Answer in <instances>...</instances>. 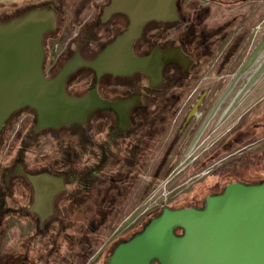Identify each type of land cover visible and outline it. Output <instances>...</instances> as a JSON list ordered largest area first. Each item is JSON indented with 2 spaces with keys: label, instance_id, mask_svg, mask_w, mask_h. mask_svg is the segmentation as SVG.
<instances>
[{
  "label": "flooded vegetation",
  "instance_id": "obj_1",
  "mask_svg": "<svg viewBox=\"0 0 264 264\" xmlns=\"http://www.w3.org/2000/svg\"><path fill=\"white\" fill-rule=\"evenodd\" d=\"M231 1L230 7L245 4V0ZM190 2H179L177 21H154L145 26L133 44L132 52L135 58L152 59L154 64L148 73L137 72L130 76L100 75L87 65L77 67L75 64L96 61L106 48L125 34L128 27L125 16L105 19V9L111 0L95 5L87 16H83L86 1H82L81 6L76 7L78 28L71 25L78 30L64 47H59L58 43L54 47V41L64 35L70 22L66 11L58 9L57 12L52 5L32 10H53L57 14L55 29L43 37L42 73L45 80L62 82L68 98L101 100L108 105L92 109L82 122L53 127L41 125L36 111L25 108L14 113L5 124L0 134V264H89L99 251L98 248L94 252V247H102L109 238L104 235L109 217L126 214L125 200H129L133 190L138 188L137 195H140V180L147 168L156 174L157 168L178 166V160L172 162L170 159L175 146L178 152L186 150L197 129L196 143L201 138L205 145L222 129L225 124L222 119L212 127L211 123L242 75L251 69L253 63L246 68L248 63L256 59L251 56L238 71L237 62L233 63L239 50L235 41H231L229 53L226 51L218 56L217 41L227 38L230 34L227 29L236 18L221 23L219 28L216 27L218 29H208L202 10H195ZM63 14L65 18L61 17ZM57 17H61L60 20ZM236 38L235 35L233 39ZM262 45L263 41L255 51H260ZM262 52L264 48L258 56ZM228 57L233 59L229 65ZM230 71L234 74L233 82L220 94L222 82L231 75L227 73ZM253 78L247 79L234 96L231 110L251 92ZM263 104L264 98L257 106ZM195 118L196 121H192ZM19 119L22 123L29 121L30 129L26 126L24 133H18L22 147L6 156L5 149L7 147L8 151L11 147L9 140ZM251 120L256 121L252 123ZM208 128L211 132L206 139ZM41 140L51 142V150L47 155H41L44 152L41 149V165H30L27 161L29 148L39 147ZM218 144L217 148H223L225 154L239 152L228 159V166L230 160L239 158L240 163L246 162L244 168H249L248 174L251 168H256L255 176L251 177L262 180L254 184L264 182V115L240 117ZM158 151L162 152L160 160ZM217 151L215 149L214 155L209 156L211 160ZM214 162L205 165L203 170ZM223 167L227 168L220 165L209 176L227 178L230 170L222 172L220 168ZM169 173L166 171L165 176ZM233 183L254 185L243 181ZM225 188L211 196L220 195ZM129 190L131 192L127 194L125 191ZM17 191H22V197L15 201ZM116 197L119 202L115 201ZM205 201L201 206L190 208L201 209ZM170 205L163 208L179 209ZM4 216H12L27 231L23 230L18 239L11 236L14 246H10L11 240L7 239L12 226ZM82 216L87 218L89 228L86 223L79 224L78 219ZM62 236L65 239L62 240ZM130 239L120 241L117 246ZM103 255L104 252L99 260ZM104 258L106 264L109 255Z\"/></svg>",
  "mask_w": 264,
  "mask_h": 264
},
{
  "label": "water",
  "instance_id": "obj_2",
  "mask_svg": "<svg viewBox=\"0 0 264 264\" xmlns=\"http://www.w3.org/2000/svg\"><path fill=\"white\" fill-rule=\"evenodd\" d=\"M122 2L128 3L125 9L118 8ZM111 3L116 7L106 11L108 17L120 11L130 17L128 31L118 40L126 41L130 51L149 22H166L163 16L175 13L156 7V0ZM55 20V12L47 10L0 22V134L25 108L54 125L82 122L92 110L88 100H72L58 89L62 82L44 78L43 37L55 29ZM106 264H264V182L231 183L201 209L163 208L139 234L119 244Z\"/></svg>",
  "mask_w": 264,
  "mask_h": 264
},
{
  "label": "rangeland",
  "instance_id": "obj_3",
  "mask_svg": "<svg viewBox=\"0 0 264 264\" xmlns=\"http://www.w3.org/2000/svg\"><path fill=\"white\" fill-rule=\"evenodd\" d=\"M82 1H86V9L83 16H87L92 12L95 5L103 3L105 0H55V5L60 6V10L63 12L64 10L66 11L67 21L70 22L68 24L69 26L67 25V28L64 31V35L61 34V36L54 41V47L57 46V43L59 47H64L70 41V37H72V35L78 30L76 7H80ZM215 1L216 2H212L210 0H189L190 6L194 4L195 10H202V15L205 16L204 24L208 29L212 30L216 27L219 28L221 23L228 22L233 20V18H236V22L232 23V25L227 29V32H230L231 34V38L229 34L226 39H218L216 47L218 51L217 55L221 56L226 51L229 53V51L232 50L229 46L231 41H235L236 44L239 45L236 60L233 62H237V70L239 71L264 40V0H245V2H243L245 4L241 5L240 3L235 7H230L233 5L231 0ZM1 11L2 10L0 9V12ZM71 25H76L77 28L75 29ZM70 30L72 33H70ZM235 35L237 37L236 40L233 39ZM50 43H52V41ZM233 57L234 56H232V58ZM232 58L228 57L227 65L232 63ZM227 73H231V75H229L225 81L222 82V87L219 92L220 94H222L233 82L234 74L232 71ZM251 77H254L253 89L248 96L243 99L238 107L231 110L230 107L233 104L232 100L234 99V96L236 97L237 92L241 90L247 79L249 80ZM262 98H264V52L256 58L251 66V69L242 75L236 89L232 92V95L226 98L222 104L219 114L215 120L212 121L211 127L219 119H222V121L225 122L222 129H220L216 135L209 138L208 136L211 132V128H208L206 130V139L209 138V140L205 145H203L201 138L196 143L195 138L198 133L197 129L194 132L193 137H191L189 143L190 146L186 150L178 152L177 147L175 146L172 149L170 159L172 162L178 160V166L170 167L171 170L169 166L157 168V173L153 174L151 172L152 169L149 167L147 168L145 173H143V178L140 180V195H137L138 188L137 190H133L129 195V200H125L126 214L123 216L122 214L118 216L111 215L109 217L108 227L104 232V235H109V238L102 247L101 245L98 247L99 251L96 255H94V257H92L91 260H89V264H105L103 260L105 259V255L108 254L110 257L120 241L130 239L133 235L140 233L149 221L158 216L161 213L162 208L168 204H171L170 206L172 208L179 209L201 206L203 201H205L208 197L220 192L230 183L243 181L254 184L262 180L252 179L251 175L255 176L256 168H251V172L248 174L247 170L249 168H244L246 162L240 163L239 158L230 160L229 166L232 168L228 166V159L239 152L225 154L226 152L223 148H217L220 144H218V140L221 142L224 137L230 133L231 128L238 122L240 117L243 116L248 118L252 114V116L256 118L257 116L264 115V104L257 106L258 102ZM256 120H251V122L253 123V121ZM192 121H196V118ZM14 126L13 134L11 133V140H9L11 147L9 146L8 151L7 147L5 149L6 156L7 153L10 154L11 152L17 150L18 147H22L23 142L18 133H24L23 128L27 126L30 129L31 125L29 121L22 123V119H19L16 121ZM177 127L178 126L175 127L176 131ZM50 145H52L51 142H44L41 140L39 142V147H30L27 155V161L29 160L30 165H41L40 162L42 161V158L39 157V153L41 149H43L44 152L41 153V155H47L46 153L51 150ZM197 145L199 148H197ZM215 149L219 150L215 154V158H213L215 162L211 164L212 166H210V168L203 170L204 167H206L205 165L214 161L213 159L211 160L209 156L214 153ZM161 154L162 152L158 151V160L162 158L160 156ZM165 156H163V158ZM220 165L227 166V168H220L222 169V172L227 169L230 170V172L228 171V177L225 179H219L217 177H212V174L209 176V173L217 169ZM168 170L170 173L165 176L166 171ZM126 185L127 184L123 186L126 187ZM144 186L151 187L152 191L148 193L143 200H141L142 196L145 194L144 190L146 188H144ZM119 189L118 191L121 192L122 189ZM125 192L129 194L131 190ZM112 193L113 192L111 191L110 194ZM15 195V201H17L19 197H22V191H17ZM136 199H139L140 201H136ZM115 201L119 202L120 200L116 197ZM11 217L4 216L5 221L7 223L10 222V226H12L8 231V235H10V237L7 239L11 240L12 235L15 236V239H18L19 235L24 233L23 230L25 232L27 231L23 227L19 226L20 222H17L16 219ZM78 221L80 225L86 223V226L89 228V223H87V218L85 216H82V218L80 217ZM69 230L70 229H68V232ZM78 237L80 236L78 235ZM63 239H65V237L63 238L62 236V240ZM9 242L10 246H14L12 240ZM103 252V258L99 260V257Z\"/></svg>",
  "mask_w": 264,
  "mask_h": 264
},
{
  "label": "crops",
  "instance_id": "obj_4",
  "mask_svg": "<svg viewBox=\"0 0 264 264\" xmlns=\"http://www.w3.org/2000/svg\"><path fill=\"white\" fill-rule=\"evenodd\" d=\"M31 0H0V4H14V3H22V2H27ZM181 0H156V3L154 4L156 7H164L165 9H175V13H170V15L163 16L166 18V22L163 21H157V20H152L151 22L157 21V22H163V23H168V22H175L178 20V13H177V7L179 5V2ZM128 4L127 2H122L118 4V8L120 9H125L123 5ZM116 5H110L105 9V19L108 21L110 18L115 17V16H125L128 19V27L125 33L128 31L129 26L131 25V20L130 17L125 13V12H116L111 14V16H107L106 11H109L111 8H115ZM149 22V23H151ZM148 23V24H149ZM145 28V27H144ZM123 37V36H121ZM121 37H119L112 45H110L108 48H106L100 55H99V60L96 63V61L88 62L85 64L83 61H78L77 67L79 65H87L91 68H93L98 74L100 75H114V76H130L133 75L134 73L137 72H143V73H148V69L153 65V60L148 59V60H140L135 58L134 56L132 57L130 53L133 55L132 49L130 51L129 46L127 45L126 41H118ZM137 40V39H136ZM135 40V41H136ZM134 41V43H135ZM133 43V44H134ZM119 46V47H118ZM44 47V45H43ZM133 47V46H132ZM106 51L108 55L106 54ZM57 88L61 89L63 88V83H59L57 85ZM63 92V91H62ZM72 100H79V99H72ZM90 103V106L92 109L101 107L104 108L108 104L101 101V100H88ZM41 115H38L40 124L45 126V127H53V126H58V124H52L46 121H43L40 117ZM81 122V121H78ZM61 125V124H59Z\"/></svg>",
  "mask_w": 264,
  "mask_h": 264
},
{
  "label": "trees",
  "instance_id": "obj_5",
  "mask_svg": "<svg viewBox=\"0 0 264 264\" xmlns=\"http://www.w3.org/2000/svg\"><path fill=\"white\" fill-rule=\"evenodd\" d=\"M46 1L47 0H31V1L22 2V3L0 4V9L2 10L0 12V22L1 23H7L13 19L20 18V17L28 14L32 10L44 9V8L48 7V5H50V6L52 5V7L54 6L55 8L53 7V9L58 12V9L60 8V6L55 5V0H52L49 3H45ZM64 16H65V14L61 15L62 18H65ZM57 18H59V17H57ZM60 18H59V20H60ZM144 188H146L145 189L146 191L144 190L145 194L142 196L141 200H143L145 198V196L152 191V188L149 186H146V187L144 186ZM108 236L109 235H105V238H107ZM98 246L99 245L94 247V252L98 249Z\"/></svg>",
  "mask_w": 264,
  "mask_h": 264
},
{
  "label": "bare ground",
  "instance_id": "obj_6",
  "mask_svg": "<svg viewBox=\"0 0 264 264\" xmlns=\"http://www.w3.org/2000/svg\"><path fill=\"white\" fill-rule=\"evenodd\" d=\"M263 42H264V40H263ZM262 44H263V43H262ZM263 48H264V45H262V49H263ZM262 49H261V50H262ZM261 50H260V51H261ZM260 51H259V50H258L257 52L255 51L254 54L252 55V57L255 56L254 58L256 59L257 56H258V53H259ZM252 57H251V58H252ZM251 58H250V59H251ZM252 63H253V61H252V62H249L248 65L246 66V68H248Z\"/></svg>",
  "mask_w": 264,
  "mask_h": 264
}]
</instances>
